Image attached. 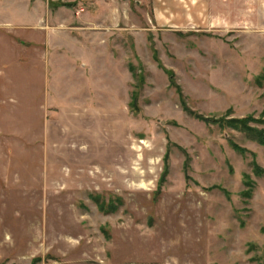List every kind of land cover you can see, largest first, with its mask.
<instances>
[{
  "label": "rangeland",
  "instance_id": "374dc122",
  "mask_svg": "<svg viewBox=\"0 0 264 264\" xmlns=\"http://www.w3.org/2000/svg\"><path fill=\"white\" fill-rule=\"evenodd\" d=\"M183 102L264 116V0H0V264H264V146Z\"/></svg>",
  "mask_w": 264,
  "mask_h": 264
},
{
  "label": "trees",
  "instance_id": "16d2710c",
  "mask_svg": "<svg viewBox=\"0 0 264 264\" xmlns=\"http://www.w3.org/2000/svg\"><path fill=\"white\" fill-rule=\"evenodd\" d=\"M63 6H74V3L72 4H64ZM160 66H162L160 64ZM166 70V69H165ZM170 80L171 84L175 86L178 90V92L181 94L180 87L176 84L175 81V75L172 71L166 70ZM182 95V94H181ZM135 96V94H133ZM183 109L184 111L189 114L190 116L196 118L197 120L204 122L207 125H213V126H219L220 128H228L232 129L234 131L242 133L247 139L251 140L252 142H255L261 146H264V116L260 118H255L253 115H249L243 118H237L232 117V109L227 110V112L220 117L216 116H205L199 113H196L195 111L189 109L187 105L183 102ZM232 148L241 153L246 154L248 152L247 149L239 146L237 143L231 141ZM168 153L165 156V159H167ZM254 173L257 177L264 178V168L259 166L257 163H254ZM167 171L164 172L163 177L166 175ZM246 185L247 190L243 193L244 196L251 198L254 184L251 181L249 176H246ZM99 205V203H98ZM103 206V205H102ZM102 211H105V206L100 207Z\"/></svg>",
  "mask_w": 264,
  "mask_h": 264
},
{
  "label": "crops",
  "instance_id": "0c3cea01",
  "mask_svg": "<svg viewBox=\"0 0 264 264\" xmlns=\"http://www.w3.org/2000/svg\"><path fill=\"white\" fill-rule=\"evenodd\" d=\"M88 62V61H87ZM89 63V62H88Z\"/></svg>",
  "mask_w": 264,
  "mask_h": 264
}]
</instances>
